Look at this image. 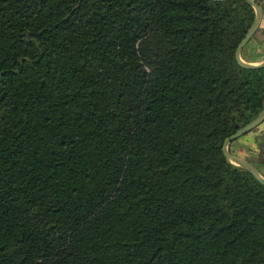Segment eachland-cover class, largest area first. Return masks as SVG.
<instances>
[{"label":"trees","instance_id":"trees-1","mask_svg":"<svg viewBox=\"0 0 264 264\" xmlns=\"http://www.w3.org/2000/svg\"><path fill=\"white\" fill-rule=\"evenodd\" d=\"M255 16L0 0V264H264V184L222 150L264 110ZM241 138L264 176V121Z\"/></svg>","mask_w":264,"mask_h":264},{"label":"water","instance_id":"water-1","mask_svg":"<svg viewBox=\"0 0 264 264\" xmlns=\"http://www.w3.org/2000/svg\"><path fill=\"white\" fill-rule=\"evenodd\" d=\"M254 8L256 16L247 30L245 36L241 39L239 42L236 51L235 56L238 61V63L246 68H259L264 66V59L258 62H246L241 58V50L243 47L252 39L253 35L257 31V29L261 26L262 19H263V11L262 8L254 1V0H247ZM264 121V110L256 116L253 120H251L249 123L245 124L238 130H236L232 135H230L228 138L225 139L222 145V150L224 155L234 164L243 167L244 169L248 170L259 182L264 184V177L259 173V171L256 169V167L250 163L245 158H242L240 156L233 155L228 148V145L233 140L239 138L240 136L248 133L258 125H260Z\"/></svg>","mask_w":264,"mask_h":264},{"label":"rangeland","instance_id":"rangeland-1","mask_svg":"<svg viewBox=\"0 0 264 264\" xmlns=\"http://www.w3.org/2000/svg\"><path fill=\"white\" fill-rule=\"evenodd\" d=\"M253 54H254V52H253ZM254 56L255 57H262V53L256 52ZM248 137L249 138L252 137V134H250ZM249 145L250 144H248V139L241 138V139L234 141L232 144H229L228 148L231 150V153L233 155L240 156V157L245 158V159H247V158L251 159L252 156L255 154V151L249 149L250 148Z\"/></svg>","mask_w":264,"mask_h":264},{"label":"crops","instance_id":"crops-1","mask_svg":"<svg viewBox=\"0 0 264 264\" xmlns=\"http://www.w3.org/2000/svg\"><path fill=\"white\" fill-rule=\"evenodd\" d=\"M261 39L264 40V36H260ZM246 51L250 54H252V56L255 55L256 52H261L262 53V57H255V59L249 60L247 62H258L264 59V42L262 43H258L256 40H252L248 46V48H246ZM254 52V54H253Z\"/></svg>","mask_w":264,"mask_h":264}]
</instances>
